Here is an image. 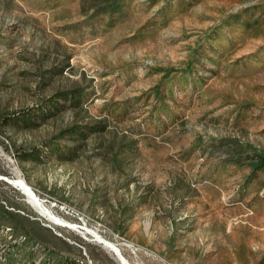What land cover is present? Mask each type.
<instances>
[{
    "label": "rangeland",
    "instance_id": "obj_1",
    "mask_svg": "<svg viewBox=\"0 0 264 264\" xmlns=\"http://www.w3.org/2000/svg\"><path fill=\"white\" fill-rule=\"evenodd\" d=\"M256 153L264 0H0V255L264 264Z\"/></svg>",
    "mask_w": 264,
    "mask_h": 264
},
{
    "label": "trees",
    "instance_id": "obj_2",
    "mask_svg": "<svg viewBox=\"0 0 264 264\" xmlns=\"http://www.w3.org/2000/svg\"><path fill=\"white\" fill-rule=\"evenodd\" d=\"M104 9H119L118 3H115L114 5H106L104 6ZM62 97L63 96H61V98ZM78 98H80V94L78 92H74L70 98V102L75 103ZM250 166L253 171L264 172V154H254L250 160ZM7 218L8 221L11 220L13 222L21 220L18 218L23 219L22 216L18 215V213L7 210L0 203V229ZM36 250V246H32V244L29 245L28 238L25 239V241H18L13 247H11V249L8 250V252L0 255V264H88L78 261L75 257L62 256L61 254L50 251H47L45 257L38 261L39 252L37 253Z\"/></svg>",
    "mask_w": 264,
    "mask_h": 264
},
{
    "label": "bare ground",
    "instance_id": "obj_3",
    "mask_svg": "<svg viewBox=\"0 0 264 264\" xmlns=\"http://www.w3.org/2000/svg\"><path fill=\"white\" fill-rule=\"evenodd\" d=\"M13 183V182H12ZM15 185L17 187H19V189L23 190L28 196L31 197V199H33V201L38 202V205H40L39 201H38V198L37 196L33 193V191L30 189L29 185L24 181V180H19L15 183ZM45 210V209H44ZM44 212H47V211H44ZM49 212V211H48ZM45 214V213H44ZM48 216H50L49 218H51L55 224L59 225V226H63V227H66V225H64V223L58 219L57 217H54L52 216L51 212L50 213H47ZM46 216V214L44 215ZM51 220V221H52ZM68 227V226H67ZM90 234V233H89ZM98 241L103 244L104 246H106L109 250L111 249H115L116 251L120 249L113 243L111 242H108L107 240H104L100 237H98ZM121 253V251H120ZM122 256V254H121ZM123 257V256H122ZM123 264H129V262L123 257Z\"/></svg>",
    "mask_w": 264,
    "mask_h": 264
},
{
    "label": "built area",
    "instance_id": "obj_4",
    "mask_svg": "<svg viewBox=\"0 0 264 264\" xmlns=\"http://www.w3.org/2000/svg\"><path fill=\"white\" fill-rule=\"evenodd\" d=\"M60 210H61L62 213L67 214V215L77 216V217L79 216L78 213H75L74 211H70L69 209H67L66 206H61Z\"/></svg>",
    "mask_w": 264,
    "mask_h": 264
},
{
    "label": "water",
    "instance_id": "obj_5",
    "mask_svg": "<svg viewBox=\"0 0 264 264\" xmlns=\"http://www.w3.org/2000/svg\"><path fill=\"white\" fill-rule=\"evenodd\" d=\"M30 189H31V187H30ZM111 251L119 258L121 264H123V257L121 256L120 251L119 250L116 251L115 249H111Z\"/></svg>",
    "mask_w": 264,
    "mask_h": 264
}]
</instances>
